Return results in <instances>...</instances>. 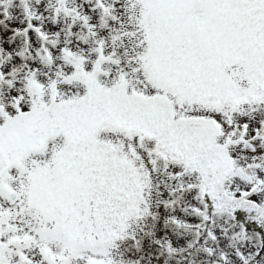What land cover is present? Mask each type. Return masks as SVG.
Wrapping results in <instances>:
<instances>
[{
    "label": "snow or ice",
    "instance_id": "1",
    "mask_svg": "<svg viewBox=\"0 0 264 264\" xmlns=\"http://www.w3.org/2000/svg\"><path fill=\"white\" fill-rule=\"evenodd\" d=\"M0 264H264V0H0Z\"/></svg>",
    "mask_w": 264,
    "mask_h": 264
}]
</instances>
